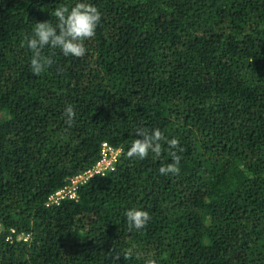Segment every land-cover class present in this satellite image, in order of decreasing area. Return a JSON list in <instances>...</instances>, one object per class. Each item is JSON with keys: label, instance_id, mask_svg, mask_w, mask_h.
Returning <instances> with one entry per match:
<instances>
[{"label": "trees", "instance_id": "trees-1", "mask_svg": "<svg viewBox=\"0 0 264 264\" xmlns=\"http://www.w3.org/2000/svg\"><path fill=\"white\" fill-rule=\"evenodd\" d=\"M79 2L102 17L86 54L46 46L34 75L25 38ZM1 113L0 264H264V0H0ZM138 127L180 142L179 175L163 142L127 157ZM103 143L115 169L49 204Z\"/></svg>", "mask_w": 264, "mask_h": 264}, {"label": "clouds", "instance_id": "clouds-1", "mask_svg": "<svg viewBox=\"0 0 264 264\" xmlns=\"http://www.w3.org/2000/svg\"><path fill=\"white\" fill-rule=\"evenodd\" d=\"M54 16L58 21L55 26L51 21L35 23L33 35L30 38L26 37L21 45L23 47L26 44L32 52L30 67L36 76H39L53 64L51 57L42 55V50L46 46L60 49L66 57H83L87 52L85 41L94 37L96 28L102 18L97 7L87 2H79L71 10L66 6L56 8ZM75 117L76 113L73 106L66 105L64 118L65 123L69 127L74 123ZM135 135L139 138L133 140L126 153L129 159L144 160L150 152L155 154L156 157H160L163 151L161 142H163L168 145V152L172 162L161 166L159 173L164 176L169 174L179 175L181 156L178 153H182L184 149L180 146V142L177 139H167L159 128L149 132L143 127H138ZM124 215L129 229L136 231L144 229L151 219L147 211L136 208L128 209ZM142 255V253L136 252L133 248H129L124 258H141ZM120 257L117 254L112 259L117 261ZM143 264H157V261L149 253L143 258Z\"/></svg>", "mask_w": 264, "mask_h": 264}, {"label": "built area", "instance_id": "built-area-1", "mask_svg": "<svg viewBox=\"0 0 264 264\" xmlns=\"http://www.w3.org/2000/svg\"><path fill=\"white\" fill-rule=\"evenodd\" d=\"M120 153V149H115L109 144L103 143L101 150V159L94 166V168L72 179L70 186L58 191L50 197L49 204L59 205L62 200L76 199V189L78 185L86 183L95 175H103L109 170H114ZM25 240H28V237H25Z\"/></svg>", "mask_w": 264, "mask_h": 264}, {"label": "rangeland", "instance_id": "rangeland-1", "mask_svg": "<svg viewBox=\"0 0 264 264\" xmlns=\"http://www.w3.org/2000/svg\"><path fill=\"white\" fill-rule=\"evenodd\" d=\"M6 116L5 113L0 114V121ZM3 230V227L0 225V232Z\"/></svg>", "mask_w": 264, "mask_h": 264}]
</instances>
